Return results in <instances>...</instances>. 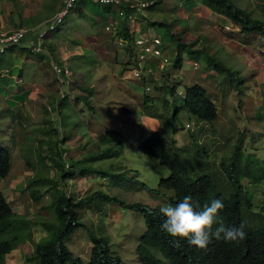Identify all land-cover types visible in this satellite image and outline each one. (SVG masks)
<instances>
[{
	"label": "rangeland",
	"instance_id": "obj_1",
	"mask_svg": "<svg viewBox=\"0 0 264 264\" xmlns=\"http://www.w3.org/2000/svg\"><path fill=\"white\" fill-rule=\"evenodd\" d=\"M9 1L16 3L13 13H16V8L25 12L23 8L30 4L27 0ZM61 1L35 0L41 7L34 19H41L44 23L52 18L62 5ZM249 2L243 0L240 4L254 7L264 18V0ZM4 5V0H0V14H3ZM79 6L72 9L60 29L51 31L47 38L49 40L54 35V39L60 41L65 34L64 39L70 38V43L77 49L73 50L72 56L84 50L81 56L70 60L72 87L64 84V90L61 89L58 75H52L50 59L37 62L35 59L39 55L23 48L26 43L33 45L30 37L15 46V54L9 49L0 53V149H8L12 156L10 173L5 178L0 176V190L13 211L27 216L28 223H32L31 238L24 237L25 242L15 243L5 257L6 264H34L27 257L47 234L37 221L41 219L38 216L44 215L45 219L50 216L51 193L47 191L49 193L36 201L30 197L26 183L33 175L50 174V170L51 175L54 173L56 168L51 166L56 164L54 160L51 162L48 157L47 162L51 165L49 168L43 166L46 156H52L49 149L51 141L55 149L64 154L62 158L70 174L59 181L64 190L62 196L78 200L101 191L126 203L140 202L157 207L171 204L169 200L174 196V190L159 187L160 179L168 177L170 170L160 159L141 152L138 146L150 133L160 129L173 154L189 167L191 176L212 174L222 192H231L227 170L236 163L238 168L232 175L241 179L244 192L251 199L250 205L248 200L244 201L243 213L253 228L264 227V35L242 32L233 20L212 13L201 6L199 0H162L158 6L135 9L136 17L132 19L137 20L135 36L156 33L170 44L171 34L166 25L154 27L146 22L162 21L165 16L168 21L178 19L174 25L178 37L186 42H192L196 37L203 38V43L217 57L214 65H208V60L202 55L198 68H195L188 48L183 52L181 69L171 68L167 76H158L161 80L151 77L144 83L138 72L144 62L131 56L118 39L111 40L108 46L116 49L119 61H115L116 57H104L105 53L100 50L101 53L97 54L88 48L89 38L103 37L112 32L107 28L108 22L111 17L118 16L120 8L113 7L108 11L107 5L95 0L88 1L85 6L81 2ZM32 7L29 9L34 11ZM18 15L15 17L19 18ZM45 16L48 18L43 20ZM132 21L127 18L128 26L133 24ZM27 24L30 27L34 22L27 21ZM168 47L165 53L173 58L174 45ZM129 60V68L117 77L113 67L116 65L113 64L117 62L119 70V65ZM218 61L235 72H219ZM17 62L27 75L19 80L24 86L19 88V92L15 90L17 84L9 81L18 74ZM40 68L50 76L46 82L51 80L52 86L47 84L44 87L53 91L49 99L43 95L47 92L41 91L36 100L31 101L27 98L29 85L39 83L34 79ZM183 71L190 79L182 74ZM173 74L183 81L171 83L169 78ZM193 82H200L208 88L218 107L215 120H202L184 108L183 95L179 91ZM163 83L176 87L167 92L154 87ZM147 86L152 89L147 91ZM55 89L58 90L54 92ZM60 91L67 93V97L63 98ZM122 107H128L130 112L125 113ZM187 123L191 126L187 127ZM108 129L121 132V145H101L97 136ZM239 143V156L234 160L231 156ZM84 170L85 174L82 173ZM79 221L82 225L67 244L73 255L80 256L84 264H90L92 234L107 237L112 251L121 256L123 264H140L136 246L146 230L140 210L127 208L114 199L94 196L79 209ZM25 226L19 224L17 228L22 236L31 229ZM5 238L8 234L0 236V240Z\"/></svg>",
	"mask_w": 264,
	"mask_h": 264
},
{
	"label": "trees",
	"instance_id": "obj_2",
	"mask_svg": "<svg viewBox=\"0 0 264 264\" xmlns=\"http://www.w3.org/2000/svg\"><path fill=\"white\" fill-rule=\"evenodd\" d=\"M88 1L90 0H79L75 7L80 8L79 5L81 2ZM160 1L162 0L156 3ZM241 2H243V0H199L200 5L208 7L212 13L233 20L240 26L242 32H259L264 35V20L253 15L251 10H248L243 7L244 5L240 4ZM249 3H252L251 0ZM130 4V0L123 1L121 8L127 10V15H118V17H116V20H118L117 29L114 31L111 30L112 32L108 34L109 38L112 40L118 39V37L124 38L127 44L123 46L131 56L137 58L134 39L138 36H135L130 26H128L127 18L129 19L128 15L130 14L135 15V9L138 8L129 7ZM62 6L63 2L60 8ZM112 9V6L107 5L108 11ZM142 16H146V14H142ZM177 20L178 19L168 21V18L165 16L162 21L152 20V22H146V24L150 23L154 27L157 25L167 26L171 34L170 42L171 45H174L173 50L175 51V55L173 58L167 55L165 51L170 47L164 44V52L161 56H155L149 60H144L143 67H139L141 70H139V77L143 79L144 83H147L151 77L161 80L158 76H167L171 68H181L184 61L183 52L188 48L190 49L189 53L192 55V60L198 62V64L203 58L202 55L208 60V65L215 64L217 57L214 53H211L203 43V38L196 37L194 41L186 42L182 37H178V34L174 30V25L177 23ZM11 23L14 24V27H2L0 30L12 32L18 30L22 26L28 27L26 22L20 21V23H17L14 18ZM15 24L17 25L15 26ZM61 24L63 23L57 24L56 29H58ZM37 31L38 29L29 30L19 41L6 43L4 50H0V53H5L9 49L15 54V46L26 42L28 37L34 42L33 45L36 44ZM33 45L31 46V43H26L23 48L33 52ZM48 46L49 44L47 40H45L43 43L44 49L36 52V54L39 55L37 59H41L45 56V53L48 52L52 61L58 63V65L62 67L66 66L64 60L56 59L53 56L55 51H53L52 47L48 51ZM16 58L17 56H15V60ZM162 59H167L164 67H161ZM138 61L141 62L142 60ZM125 63L127 68H129L128 63H130V60ZM217 64L220 69L219 71L217 68L219 72L225 70L229 71L230 74L235 72V70L223 64L222 61H218ZM17 70L18 76L23 77L24 69L19 67ZM63 76L67 78L69 74L63 73ZM164 79L166 80V78ZM79 84L74 85L80 87ZM72 85L73 83L69 84L71 87ZM154 87L160 88L165 92L169 90L172 91L173 89V86L167 83L155 85ZM183 100L184 108H187L191 113L202 120L213 121L218 116V107L216 103L210 97L208 88L200 82H194L186 86V94ZM122 109L125 113L130 112L128 107H122ZM97 138L101 145L110 143L121 145L123 143L121 132L113 129L101 132L98 134ZM51 143L52 141L50 142L49 149L52 152V156L44 155L47 159L44 161L43 166L49 168V165H51L47 162L48 157L51 162L54 160L56 164L51 165L56 168L54 173L51 175L50 170V174L42 173L33 175L26 184V189L29 190L30 197L36 201H40L45 193H51V202L48 205L51 209V214L46 219L43 217L44 215L38 216V218L41 217V219L37 221L44 227L47 234L35 244L34 252L31 256L27 257L30 262H34V264H84L80 256L75 257L73 255L70 246L67 244V240L82 225L79 221V209L94 196H102L105 199H114L127 208L140 210L143 213L146 230L141 235L140 241L136 246L140 264H264V227L253 228L247 221L245 217L246 214L243 213L244 201L248 200V204L250 205L251 199L250 195L244 192L241 179L239 180L237 176L232 175V172L237 171L238 166L236 163L233 164V168L227 170L230 185L232 186L231 192H222L218 189V183L214 180L212 174L205 173L195 178L191 176L189 167L178 155L173 154L171 147L167 144L165 136L160 129L150 133V135L138 146L141 152L160 159L170 170L168 177L160 179L159 187L161 189L174 190V196L170 198L169 195L170 200L168 199L171 205L174 206L186 195H191L194 200H198L201 207L205 203H210L213 199H221L224 208L219 212L218 220L221 221L225 227H239L242 222L245 224L244 231L246 235L239 242H225L223 240L213 239L206 248H199L190 245L186 239L173 238L161 230L160 225L165 219L160 213L161 206L149 207L140 202L126 203L117 197H113L101 191L95 192L91 196L86 195L78 200L72 196H62L64 190L60 187L59 181L67 178L70 174L66 171V161L62 158L64 154L58 151L59 149H55L53 143L51 146ZM239 145L240 143L237 144V146L235 145V150L232 153L233 155L231 158L234 160L239 156V151L237 150L240 148ZM224 161L225 159L223 158V162ZM224 164L225 163H223V165ZM11 166V151L8 149H0V176L2 178L8 176ZM82 173L85 174V170L82 171ZM26 218L27 216L19 215L17 212L13 211L5 194L0 190V236L8 234V238L0 240V264H6L5 257L15 247V243H21L24 237L27 239L30 237L29 233L32 231V223H28ZM19 224L30 226L31 229L25 234L26 236H22V233L17 230ZM218 226L219 224L214 225L213 231ZM91 238L93 247L91 250L90 264H123L121 256L112 251L111 244L107 237L92 234ZM25 240L22 242H25ZM177 240H179L178 243ZM157 252L161 255H158Z\"/></svg>",
	"mask_w": 264,
	"mask_h": 264
},
{
	"label": "clouds",
	"instance_id": "obj_3",
	"mask_svg": "<svg viewBox=\"0 0 264 264\" xmlns=\"http://www.w3.org/2000/svg\"><path fill=\"white\" fill-rule=\"evenodd\" d=\"M136 1H138V0H130V3L136 2ZM141 1H143V0H141ZM156 2H157V0H154V3L148 7H143V8L136 7V8L146 10V9L154 7V6H158V3H156ZM201 6H204V5H201ZM112 7H114V6H112ZM243 7L247 8L248 10L252 9L251 11H252L253 15H256V16H258L264 20L262 15L258 14L254 7L250 8L248 6V4L247 5L244 4ZM206 8H208V7H206ZM131 15H132V18H129V19L132 21V19H134V17H136V16L133 14H131ZM128 17H129V15H128ZM112 18H115V19H112ZM111 21L115 22L116 26H118V24H117L118 20H116L115 16L111 17ZM132 23L133 24L130 25V29L133 32H135L137 30V28L135 26L137 23V20L132 21ZM2 27H4V26L0 24V28H2ZM226 27H229V26H226ZM112 31H114V30H112ZM151 35L159 36L156 33H151ZM159 37H161V36H159ZM46 40H47V38H46ZM162 41H163V39H162ZM164 44H166V43L163 41V45ZM170 44H167V45H170ZM163 45H162V47H163ZM163 52H164V49H163ZM61 59L65 61V64L67 63V66L71 70L69 77L66 78L63 76V74H58L56 72L54 65L58 64V63H56L54 61H52V68H53V72L55 71L54 75L55 76H56V74L58 75L59 82H60V84H62L61 89L64 90V87H63L64 84H71L72 83L71 82L72 78L70 75H71L73 69H71V67H70L71 66V62H70L71 59H69L68 56L61 57ZM163 62H164V66H165L167 61L163 60ZM183 64H184V61H183ZM193 64H194L195 68H198V66H199L198 62L193 61ZM179 69H181V68H175L176 71ZM182 73H184V71ZM19 80H23V79L20 78ZM169 80L171 81V83H179V82L183 81L182 78L178 79L175 76V74H173L172 77L169 78ZM186 85L189 86L188 84H186ZM172 86H173V89H172V91H173L175 89L176 85H172ZM146 89H147V91H150L152 88L150 86H147ZM59 94H61L63 98L67 97V95H68L67 93H64L61 91ZM179 94L183 95V97H184L186 94V87L184 90H180ZM190 126H191V124L187 123V127H190ZM223 208H224V204H223V201L221 199H213L210 203H205L201 207V204L198 200H194L191 195H186L180 202H178L174 206L169 204V205L160 207V213L165 218L163 220L162 224L160 225V227H161V230L163 232L172 236L173 238L186 239L190 245H193V246H196L199 248H206L208 246V244L213 239L223 240L225 242H239L246 235V233L244 231L245 224L242 222L239 227H236V226L225 227L224 224L218 220V214ZM216 224H219V226L216 227L215 230L213 231V226ZM37 225H41V224H37ZM178 242H179V240H177V243Z\"/></svg>",
	"mask_w": 264,
	"mask_h": 264
},
{
	"label": "crops",
	"instance_id": "obj_4",
	"mask_svg": "<svg viewBox=\"0 0 264 264\" xmlns=\"http://www.w3.org/2000/svg\"><path fill=\"white\" fill-rule=\"evenodd\" d=\"M25 1V0H24ZM28 1V3H30V4H28V7H24L23 8V10L25 11V12H23L22 13V9H17L16 8V13H13V10H15V3H11L9 0H4V2H5V5H4V11L2 12L3 14H0V24L1 25H3L4 27H14V24L13 23H11L12 22V19L14 18V20L17 22V23H20V21H23L24 23L26 22L27 23V21H28V23H30V22H34V24H33V27H36V26H39V25H41L42 23H43V21H41V19H34V18H36V16H37V9L38 8H40L41 7V5H38V4H36V2H35V0H27ZM33 1V2H32ZM254 1V0H253ZM38 2H39V0H38ZM61 3H62V1L60 2V5H61ZM86 3L87 2H84V6L86 5ZM25 4V3H24ZM81 4V3H80ZM33 6L32 7V9H34V11H32V10H30L29 9V7L30 6ZM59 5V6H60ZM58 10V9H57ZM82 11V10H81ZM17 13L19 14L18 16H19V18L18 17H15L16 15H17ZM30 13H32L31 15H30ZM24 15V16H23ZM45 18H48V16H45L44 18H42L43 20L45 19ZM31 20H33V21H31ZM17 24H15V26H16ZM31 27H32V25H31ZM60 29V27L58 28V29H56L57 31ZM50 33V32H49ZM49 33H48V36H47V38L49 37ZM59 35H62V33L60 34L59 33ZM65 35V34H64ZM64 35H62V38L60 39V41H56L55 39H54V35H52L51 37H50V39L49 40H47V43L49 44V46H48V51H49V49L52 47L53 48V51H55L54 52V57L56 58V59H61V57H64V56H68L69 57V59H72L73 58V56H72V54L73 53H75L74 51L75 50H77L76 48H74L73 46H72V44L70 43V38H69V40L68 39H64ZM64 40H66L67 42H64L63 43V41ZM73 40H75V39H73ZM111 40L112 39H110L109 38V34H105L103 37H101V36H98V35H96V37L94 36V38L93 39H88V48H92V49H94L95 50V52L97 53V54H99V52L101 51L102 53H105V55H104V57H110V56H112V57H116L117 55H118V52L117 51H115L116 49H114L113 47H111V46H108V43L109 44H111ZM78 46H81V45H78ZM110 47V50H108L107 48H109ZM83 49V48H82ZM74 50V51H73ZM100 50V51H99ZM84 50H82V52H83ZM108 53H107V52ZM82 52L80 53V52H77L76 54H74V55H76V56H81L82 55ZM100 52V53H101ZM78 53H80V54H78ZM114 53V54H113ZM49 53L47 52V53H45V56L44 57H42L41 59H35V61H37V62H39V61H41V60H44L45 58H48V59H50V66H51V70H52V72H53V68H52V58L50 57V55H48ZM101 55V57H103V54H100ZM72 56V57H71ZM53 57V58H54ZM55 58H54V60H55ZM115 61H119V59L116 57L115 58ZM113 65H116V66H113L114 67V70H115V75L118 77L119 75H121V74H123L126 70H127V66H125L124 67V65H119V67H120V69L118 70V63L117 62H115ZM19 67H21L22 68V66H21V64L19 63V62H17V68H19ZM42 68V67H41ZM41 68H40V72H37V76H36V78L34 79V80H37L39 83L37 84L36 82H34L33 84H31V85H29V87H30V92L29 93H27V98H29V100H31V101H34V100H36V97L38 96V93H40L41 91H46L47 92V95L46 94H44L43 93V95H45V96H47V98L46 99H49L50 98V96H51V93H52V91L53 90H49V89H47V87L45 88L44 86H46L47 84H49L50 86H52L51 85V83H50V81L49 82H46V79L48 80V79H50V76H49V74L47 73V71H45V72H43L42 70H41ZM18 71V70H17ZM121 73V74H120ZM187 79H190L189 77H188V75H187V73L186 72H184V73H182ZM53 76H55L54 75V72H53V74H52ZM16 76V77H15ZM13 78H9V81H10V84H12L13 83V85L14 84H17V87L15 88V90H17V92H19V88L20 89H23L24 88V86H22L21 85V83L19 82V79L20 78H22V79H24V77H19L18 76V74L17 75H15ZM24 76H27L26 75V73L24 72ZM45 77V78H44ZM115 77V76H114ZM178 79H181L180 77H177ZM44 80V81H43ZM40 83H42L43 85H39ZM56 90H58V89H55L54 90V92L56 91ZM26 91V90H25ZM24 91V92H25ZM34 91L36 92L35 93V95H33L34 94ZM23 93V92H22Z\"/></svg>",
	"mask_w": 264,
	"mask_h": 264
},
{
	"label": "built area",
	"instance_id": "obj_5",
	"mask_svg": "<svg viewBox=\"0 0 264 264\" xmlns=\"http://www.w3.org/2000/svg\"><path fill=\"white\" fill-rule=\"evenodd\" d=\"M79 0H63V6L56 12V14L46 20L44 23H42L39 26L36 27H25L22 26L18 30L9 32V31H2L0 30V50L3 51L5 48V44L9 42H17L21 38H23L29 30L32 29H38L37 31V41L36 44L33 45L32 51L33 52H38L40 50H43V43L45 42L47 38V34L53 30L56 29L57 24L63 23L66 16L71 12V10L75 7L76 3ZM95 1H100L101 3H104L105 5H110L114 7H119L118 14L121 16L127 15V10L122 9L121 6L123 4L124 0H95ZM154 3V0H138L136 2H132L129 7H148ZM129 18H132V15H129ZM108 29L115 30L117 29L115 22L110 21L109 25L107 26ZM118 41L121 42L122 45H126V40L122 37H118ZM163 41L161 37L159 36H154V35H142L138 36L134 39V47L136 48V55L139 60H149L152 57L155 56H161L163 54ZM167 60V59H163ZM164 66V62L162 61L161 67ZM54 68L58 74H70L71 70L67 66L62 67L58 64L54 65ZM140 73V71L138 70Z\"/></svg>",
	"mask_w": 264,
	"mask_h": 264
},
{
	"label": "bare ground",
	"instance_id": "obj_6",
	"mask_svg": "<svg viewBox=\"0 0 264 264\" xmlns=\"http://www.w3.org/2000/svg\"><path fill=\"white\" fill-rule=\"evenodd\" d=\"M81 185V184H80ZM86 188V187H85ZM82 189V188H81Z\"/></svg>",
	"mask_w": 264,
	"mask_h": 264
}]
</instances>
